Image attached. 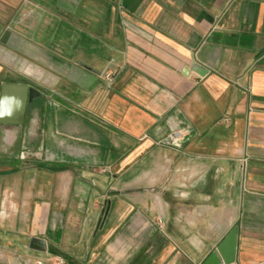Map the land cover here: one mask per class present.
<instances>
[{
  "label": "crops",
  "instance_id": "obj_1",
  "mask_svg": "<svg viewBox=\"0 0 264 264\" xmlns=\"http://www.w3.org/2000/svg\"><path fill=\"white\" fill-rule=\"evenodd\" d=\"M4 84L0 264H264V0H0Z\"/></svg>",
  "mask_w": 264,
  "mask_h": 264
},
{
  "label": "water",
  "instance_id": "obj_2",
  "mask_svg": "<svg viewBox=\"0 0 264 264\" xmlns=\"http://www.w3.org/2000/svg\"><path fill=\"white\" fill-rule=\"evenodd\" d=\"M34 90L27 84H4L0 98V121L11 101L15 102L19 119L7 124L22 125L27 104L32 99ZM31 247L39 252H45L46 243L43 240L33 239ZM238 228H234L219 244L216 250L210 254L203 264H233L237 262Z\"/></svg>",
  "mask_w": 264,
  "mask_h": 264
},
{
  "label": "built area",
  "instance_id": "obj_3",
  "mask_svg": "<svg viewBox=\"0 0 264 264\" xmlns=\"http://www.w3.org/2000/svg\"><path fill=\"white\" fill-rule=\"evenodd\" d=\"M104 78L110 85L113 83L115 76L113 73L106 72L104 74ZM185 138H186V134L184 132H180V131L172 132L168 137L167 143L179 146L181 143H183ZM36 264H65V262L61 258L48 257L46 259L37 260ZM233 264H238V263L236 262Z\"/></svg>",
  "mask_w": 264,
  "mask_h": 264
}]
</instances>
